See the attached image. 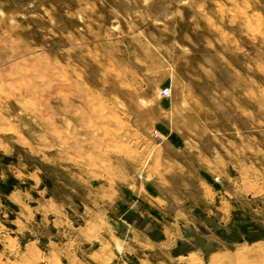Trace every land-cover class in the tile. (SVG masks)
I'll return each mask as SVG.
<instances>
[{
    "label": "rangeland",
    "instance_id": "1",
    "mask_svg": "<svg viewBox=\"0 0 264 264\" xmlns=\"http://www.w3.org/2000/svg\"><path fill=\"white\" fill-rule=\"evenodd\" d=\"M170 131L233 210L145 258L264 264V0H0V264H141L123 193Z\"/></svg>",
    "mask_w": 264,
    "mask_h": 264
},
{
    "label": "crops",
    "instance_id": "2",
    "mask_svg": "<svg viewBox=\"0 0 264 264\" xmlns=\"http://www.w3.org/2000/svg\"><path fill=\"white\" fill-rule=\"evenodd\" d=\"M166 136L165 146L182 152L183 157L172 159L162 154L143 179L129 183L123 193L127 214L152 222L150 231L131 227L133 240L119 242L126 253H143L141 264H151L145 258L149 254L172 252L180 244L189 243L191 235L203 226L209 231L208 221H214L217 213L228 222L233 210L232 192L225 180L224 186L215 183L217 169L208 153L177 133L170 131ZM159 233L161 239H154L153 235Z\"/></svg>",
    "mask_w": 264,
    "mask_h": 264
},
{
    "label": "trees",
    "instance_id": "3",
    "mask_svg": "<svg viewBox=\"0 0 264 264\" xmlns=\"http://www.w3.org/2000/svg\"><path fill=\"white\" fill-rule=\"evenodd\" d=\"M14 188H15L14 181H10V183L8 185L2 187V190L5 193H11L14 190Z\"/></svg>",
    "mask_w": 264,
    "mask_h": 264
},
{
    "label": "built area",
    "instance_id": "4",
    "mask_svg": "<svg viewBox=\"0 0 264 264\" xmlns=\"http://www.w3.org/2000/svg\"><path fill=\"white\" fill-rule=\"evenodd\" d=\"M163 95H164V97H166V98L171 97V95H172V91H171V89H165V90L163 91ZM160 139H161V138H160Z\"/></svg>",
    "mask_w": 264,
    "mask_h": 264
}]
</instances>
